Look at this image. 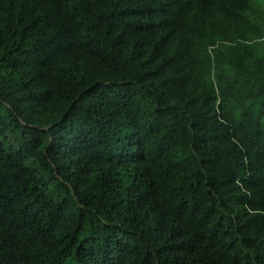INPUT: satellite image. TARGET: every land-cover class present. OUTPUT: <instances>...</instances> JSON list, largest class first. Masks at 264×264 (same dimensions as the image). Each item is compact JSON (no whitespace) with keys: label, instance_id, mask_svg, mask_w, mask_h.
<instances>
[{"label":"trees","instance_id":"16d2710c","mask_svg":"<svg viewBox=\"0 0 264 264\" xmlns=\"http://www.w3.org/2000/svg\"><path fill=\"white\" fill-rule=\"evenodd\" d=\"M0 264H264V0H0Z\"/></svg>","mask_w":264,"mask_h":264}]
</instances>
